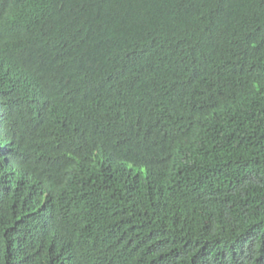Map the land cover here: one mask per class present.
Returning <instances> with one entry per match:
<instances>
[{
	"label": "trees",
	"instance_id": "1",
	"mask_svg": "<svg viewBox=\"0 0 264 264\" xmlns=\"http://www.w3.org/2000/svg\"><path fill=\"white\" fill-rule=\"evenodd\" d=\"M0 264H264V0H0Z\"/></svg>",
	"mask_w": 264,
	"mask_h": 264
}]
</instances>
